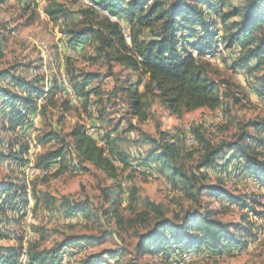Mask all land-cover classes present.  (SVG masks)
<instances>
[{
    "label": "trees",
    "instance_id": "obj_1",
    "mask_svg": "<svg viewBox=\"0 0 264 264\" xmlns=\"http://www.w3.org/2000/svg\"><path fill=\"white\" fill-rule=\"evenodd\" d=\"M4 1L0 0V5ZM91 1L95 7L86 5L80 10L83 18L80 25L64 30L68 45L76 50L92 43L93 59L103 60L107 66L119 65L137 75L136 82L120 84L105 93L98 83L102 74L76 73L72 69L65 73L78 105H82L90 128L95 132H98L96 120L103 122L105 103L111 99L116 103L120 96L127 101L128 108L139 122L147 120L152 100L158 101L177 118L202 108L218 109L227 101L238 102L239 98L231 90L232 84L227 80H215L211 76V64L203 59L207 56L205 54L217 51L214 41L219 31L221 41L233 57L230 68L245 71L251 76L253 92L264 100V0H237L236 6L232 0H152L146 7L148 0ZM226 7L229 9L225 10ZM100 10H105L113 20ZM44 11L51 20L70 19L68 10L55 1ZM118 18L129 29L130 42L115 20ZM70 22L65 23V27ZM235 48L238 54L234 57ZM2 49L0 40V57ZM191 50L197 52L198 59L193 57ZM43 80L38 75L27 79L8 69L0 71V118L4 124L3 131L15 134L16 141L15 145L10 141L0 142L3 148L1 161L24 163L23 154L29 152L30 146L24 135H16L17 129L29 128L37 112L43 116L56 113L63 117L71 106H75L68 98H61V89L56 81L46 87ZM94 82L98 84L92 86ZM95 96L99 105L97 118L88 111L91 97ZM247 125L254 129V133L242 130L236 139L217 144H212L205 137L201 125L192 126L189 132L200 146L201 155L191 171L184 167L186 131L177 127L173 131L158 130L157 136L142 132L136 142L149 147L137 159L122 147L126 131H119L120 123L99 131L102 143L89 134V127L80 122H75L64 136L54 129L38 133L34 140L39 146L55 141L59 146L35 155L33 165L41 170L54 169L56 176L68 171L86 172L92 168L110 179H117L121 169L131 168L132 161H136L159 177L166 178L187 198L198 201L205 193L223 204L235 205L252 211L254 216L264 217V210L256 211L251 206L250 202H255V199L233 194L221 179L216 183L207 181L209 173L216 172L223 178L221 172L230 169L229 176L236 172V176L249 177L264 190V158L259 155L264 147V117L251 120ZM128 129L132 130V127ZM187 155L190 156L189 153ZM103 194L104 200L110 203L108 209L102 210L103 215H110L121 224L122 198H113L114 192L110 188H106ZM28 196L23 181H0V222L6 209L21 213L28 203ZM33 196L35 207H54L65 218L92 215L87 200L70 201L62 197L57 204L48 194L41 198L33 192ZM143 203L145 210L137 213L133 221L147 224L137 237L136 251L141 256L157 255L168 262L173 255L180 258L205 252L219 256L225 250L244 248L253 229L247 214H242L241 221L237 223L222 221L209 209H187L169 217L161 205L146 198ZM108 236L106 232L65 234L49 249L28 247V264H63L65 254L72 258L65 264H133L121 263L118 250L111 249L78 257L82 249L101 244ZM0 239H10L7 229H0ZM17 240V245L0 244V264H18L22 243L20 238Z\"/></svg>",
    "mask_w": 264,
    "mask_h": 264
},
{
    "label": "rangeland",
    "instance_id": "obj_2",
    "mask_svg": "<svg viewBox=\"0 0 264 264\" xmlns=\"http://www.w3.org/2000/svg\"><path fill=\"white\" fill-rule=\"evenodd\" d=\"M53 1L63 6L70 13L69 20L71 22L66 27L65 25L69 22L68 19L51 20L46 15L44 8ZM232 3L234 6L238 5L237 0H232ZM90 4H93L91 0H5L0 5V40L3 44L0 71L8 69L27 79L38 75L44 79L46 87L56 81L61 89L59 92V95L62 94L61 98H68V93L71 92L68 90H72L67 78V86L62 78L63 74H67L68 69H72L76 73L83 71L102 74L103 77L98 83L105 93L120 84L126 85L127 82H136L137 75L129 69L119 65L107 66L103 60L93 59L94 47L92 43H86L82 48H76V50L68 45L64 30L79 26L83 20L80 10ZM228 9L229 7L225 8V10ZM117 20L124 30V21L120 18ZM126 31L124 34L127 41L130 42L127 26ZM216 44L219 46V50L217 49L215 53L205 54L207 56L203 59L211 64V76L215 80H227L232 84L231 90L239 98L238 102L227 101L226 105L218 109L202 108L177 118L170 115L158 101L152 100L147 120L139 122L132 115L127 106V101L120 96L116 103L112 99L105 103L103 122L96 120L98 132H95L90 128V121L82 105H78V99L76 98L75 103H72L69 97L70 103L75 106H71L65 116L62 117L56 113L51 116H43L37 112L32 117V124L29 128H18L16 135H24L30 146L29 152L23 154V164L13 160H0V181L13 180L17 183L23 181L29 192L28 203L23 207L21 213H13L10 209H6L0 222V229L3 231L7 229L10 233V239H0V244L17 245V238H20L22 243L20 250L26 248L28 251V247L31 248L32 246H36L38 249H49L60 241L65 234H101L106 232L109 236L103 243L92 244L82 249L78 257L83 258L91 253L111 249L118 250L121 263L264 264V217L254 216L252 211L240 209L235 205L223 204L205 193L198 201L187 198L179 190L173 188L166 178L159 177L157 173L142 166L144 172L132 168L121 169L117 179H110L101 171L92 168L86 172L81 170L68 171L56 176L54 169L41 170L36 169L33 165L35 155L59 146L56 141L39 146L34 140L35 135L54 129L64 136L75 122L83 123L89 127V134L95 137L99 143H102L100 140L101 132L111 128L116 123H120L119 131H126L124 134L125 143L122 147L137 159L149 147L147 144L136 142L142 132L157 136L158 130L173 131L176 127L180 128L186 131L184 167L187 171L192 170L193 165L201 155L200 146H197L196 140L189 132L192 126L201 125L205 137L212 144L234 140L242 130L254 133V129L247 124L251 120L264 117V100L253 92L251 76H248L245 71H233L230 68L233 57L231 58V53L226 49V44L219 41L218 38L215 39V47H217ZM233 53L235 57L238 50L235 48L234 51L233 49ZM69 60L71 61L68 62ZM98 83L94 82L92 86H96ZM97 99L96 96L91 97L88 105V111L94 118H97L99 113ZM38 103L40 104L41 100ZM227 108L229 109L228 112L226 111ZM3 125L0 118V142L10 141L15 145V134L5 133ZM130 127L132 130L128 129ZM20 130L25 131L22 133ZM28 137H30L32 145ZM0 151H3L1 145ZM188 153L190 156L187 155ZM259 155L264 158V147L260 149ZM132 162L136 163V161ZM117 166L119 167L118 164ZM206 171L210 172L208 169ZM228 171L221 172L223 178L219 177L216 172H211L208 174L207 181L216 183L221 179L225 188L233 194L244 196L249 200L255 199L256 201L250 202V204L256 211L264 210V190L251 178L236 176L235 174L238 175L236 172L229 176ZM122 182L126 183L125 187L121 184ZM106 188L113 190V198L118 196L122 198L120 204L121 224L117 223L112 216L102 213L103 209L110 207V203L104 200L103 191ZM33 192H36L41 198L44 194H48L55 199L57 204L62 197H66L70 201L87 200L91 206L92 215L65 218L62 212L54 207L51 209L45 208L44 205L35 207ZM133 192H137L136 197ZM145 198L161 205L169 217L181 214L187 209H209L214 211L215 216L222 221L237 223L241 221L242 214H247V220L251 222L253 229L244 248L238 251L225 250L219 256H212L205 252L191 253L180 258L173 255L170 262L157 255L141 256L136 251L137 237L146 229L147 224L134 223L133 221L137 213L145 210L143 203ZM69 259L72 258L65 254L63 264Z\"/></svg>",
    "mask_w": 264,
    "mask_h": 264
},
{
    "label": "bare ground",
    "instance_id": "obj_3",
    "mask_svg": "<svg viewBox=\"0 0 264 264\" xmlns=\"http://www.w3.org/2000/svg\"><path fill=\"white\" fill-rule=\"evenodd\" d=\"M149 2H147V4L145 5V7L146 6H148V4H150V3H152V0H148ZM215 1H217V0H215ZM86 2V1H85ZM221 2V1H220ZM90 3V2H89ZM215 4V3H214ZM91 6H94L93 4H90ZM95 7V6H94ZM103 14H105V15H107L110 19H112L113 20V18H112V16L111 15H109L105 10H100ZM208 14V13H207ZM209 16V15H208ZM209 17H211V16H209ZM207 19V18H206ZM118 23H119V25L121 26V23L117 20V19H115ZM209 21V20H208ZM124 26V25H123ZM121 28H122V26H121ZM122 30H123V28H122ZM123 33H124V30H123ZM126 33V32H125ZM217 34V33H216ZM128 37V36H127ZM216 38H218L219 39V41H221V32L219 31L218 32V36L216 37ZM215 42V41H214ZM222 42V41H221ZM224 43V42H223ZM216 48L219 50V46L216 44ZM191 52H192V54L193 55H197V52L195 51V50H191ZM217 52V51H216ZM219 52V51H218ZM233 71H234V69H233ZM62 78L64 79V82L66 81V76H65V74H63L62 75ZM68 91H71V92H69L68 93V96L70 97V100L72 101V103H75V101H76V97H75V95L72 93V90H68ZM67 95V94H66ZM68 97V98H69ZM138 167H140V168H138ZM131 168L132 169H134V170H136V171H143L144 172V170L141 168V166L136 162V163H134V162H132V164H131ZM122 185H123V187H125L126 186V183L125 182H122L121 183ZM124 190H125V188H123ZM20 253H19V256H18V263L19 264H23V256H24V259H25V261L27 262V264H28V251H27V249L26 248H22V250H20L19 251Z\"/></svg>",
    "mask_w": 264,
    "mask_h": 264
},
{
    "label": "built area",
    "instance_id": "obj_4",
    "mask_svg": "<svg viewBox=\"0 0 264 264\" xmlns=\"http://www.w3.org/2000/svg\"><path fill=\"white\" fill-rule=\"evenodd\" d=\"M125 32H127V31H126V26L124 24V33ZM193 57L198 59V56L197 55H193ZM65 85L67 86V82L66 81H65ZM28 138H29V142H30V137H28ZM30 144H31V142H30ZM32 157H33V155L31 156V162H32ZM29 165L31 166V163ZM138 168H140V167H138ZM33 171H36V170H33ZM23 264H27V262L24 259V256H23Z\"/></svg>",
    "mask_w": 264,
    "mask_h": 264
},
{
    "label": "crops",
    "instance_id": "obj_5",
    "mask_svg": "<svg viewBox=\"0 0 264 264\" xmlns=\"http://www.w3.org/2000/svg\"><path fill=\"white\" fill-rule=\"evenodd\" d=\"M24 131H25V130H20V132H22V133H23ZM20 132H19V133H20Z\"/></svg>",
    "mask_w": 264,
    "mask_h": 264
}]
</instances>
